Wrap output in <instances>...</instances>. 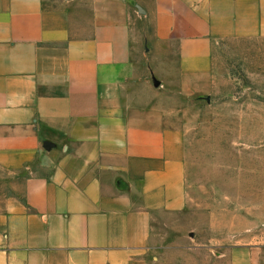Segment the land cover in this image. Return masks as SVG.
I'll return each mask as SVG.
<instances>
[{
    "label": "crops",
    "instance_id": "crops-1",
    "mask_svg": "<svg viewBox=\"0 0 264 264\" xmlns=\"http://www.w3.org/2000/svg\"><path fill=\"white\" fill-rule=\"evenodd\" d=\"M137 23L179 46L185 87L217 43L264 38V0H0V264H132L191 207L185 160L138 99ZM233 246L230 264H259L263 248Z\"/></svg>",
    "mask_w": 264,
    "mask_h": 264
},
{
    "label": "rangeland",
    "instance_id": "rangeland-1",
    "mask_svg": "<svg viewBox=\"0 0 264 264\" xmlns=\"http://www.w3.org/2000/svg\"><path fill=\"white\" fill-rule=\"evenodd\" d=\"M74 7L84 37L86 14L79 3ZM131 37L135 75L148 82L138 99L153 102L164 119L168 153L185 160L191 199L184 216L154 226V247L132 264H230L226 251L236 239L237 247L263 248L256 259L264 264V38L217 43L210 74L182 87L173 61L179 46L151 45L141 23ZM251 222L252 233L230 238L231 225L246 229Z\"/></svg>",
    "mask_w": 264,
    "mask_h": 264
}]
</instances>
